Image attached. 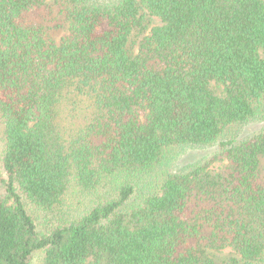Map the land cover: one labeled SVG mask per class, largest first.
<instances>
[{
  "label": "trees",
  "instance_id": "trees-1",
  "mask_svg": "<svg viewBox=\"0 0 264 264\" xmlns=\"http://www.w3.org/2000/svg\"><path fill=\"white\" fill-rule=\"evenodd\" d=\"M250 120L264 0H0V264H264Z\"/></svg>",
  "mask_w": 264,
  "mask_h": 264
},
{
  "label": "rangeland",
  "instance_id": "rangeland-1",
  "mask_svg": "<svg viewBox=\"0 0 264 264\" xmlns=\"http://www.w3.org/2000/svg\"><path fill=\"white\" fill-rule=\"evenodd\" d=\"M262 127H264V120H250L244 123L243 125H241L240 127H238L237 129L233 128L232 131L235 140L240 141L245 137L258 132ZM217 149H218L217 143L204 147H197V148L196 147L174 148L169 154L168 160L165 163L164 168L162 167L161 169L167 171H177L183 168H187V166L193 163L199 162L206 158H210L211 155ZM223 252L224 254L225 253L227 254L230 252V249L226 248L223 250ZM30 264H41V256L39 255V253L33 255Z\"/></svg>",
  "mask_w": 264,
  "mask_h": 264
}]
</instances>
